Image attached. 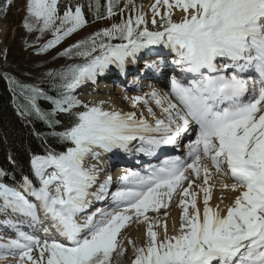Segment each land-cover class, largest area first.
I'll return each instance as SVG.
<instances>
[{
    "label": "snow or ice",
    "instance_id": "1",
    "mask_svg": "<svg viewBox=\"0 0 264 264\" xmlns=\"http://www.w3.org/2000/svg\"><path fill=\"white\" fill-rule=\"evenodd\" d=\"M101 7V0H26L25 28L54 32L40 52L83 28L89 22L86 12L95 19L112 17L117 9L121 14L128 9L129 15L60 53L84 58L57 73L64 95L54 112L65 113L70 126L37 105L43 89L22 85L32 97L30 111L50 127L64 128L50 135L65 150L48 147L45 154L30 156L39 186L28 175L9 185L4 182L9 173L0 168V217L15 233L14 238L0 235V261L12 255L15 264H122L127 249L121 240L127 239L130 264H264V0H155L150 21L134 0H106L105 13ZM175 10L181 12L178 20ZM153 46L175 54L179 77H171L168 92L153 88L125 99L154 120L143 112L137 117L135 111L107 110L104 101L85 104L72 95L111 65L124 72L129 58L136 63L145 50L158 55ZM146 67L160 74L166 64L161 59ZM193 128L197 135L186 157L167 156L146 173L127 170L111 193L108 176L90 193L99 173L95 165L85 167L89 157L129 153L133 142L136 152L155 157L164 146L178 147ZM8 159L16 164L11 155ZM217 176L233 182H213ZM217 184L221 197L213 205ZM225 190L236 193L230 204L224 203ZM90 195L97 201L111 195V205L78 219L91 205ZM175 195L181 213L179 226L173 220L170 231L168 209ZM41 212L51 227L44 226ZM131 223L146 225L144 243L122 235Z\"/></svg>",
    "mask_w": 264,
    "mask_h": 264
},
{
    "label": "rangeland",
    "instance_id": "2",
    "mask_svg": "<svg viewBox=\"0 0 264 264\" xmlns=\"http://www.w3.org/2000/svg\"><path fill=\"white\" fill-rule=\"evenodd\" d=\"M154 2L155 0H134V3L137 6H143V11L146 13L149 21L152 15L151 5ZM163 11L164 9L162 8L161 12ZM131 14L134 17V9L131 11ZM128 15L129 10L125 9L123 14L119 13L92 24H86L83 28L78 29L72 35L65 37L59 44L50 48L48 51L40 52L39 49L54 37V32L52 30H47L41 34L39 26H37V29L32 32H29L25 28L23 21L26 18V0H12L11 5H8L6 0H0V67L5 64L7 70L8 63H10V70L18 77L12 78L9 73V81L11 84L16 81L20 86L33 85L43 88V85L56 83L59 78V76H57L58 72L70 65L82 64L84 62L78 61L79 56H64L60 55V53L69 48L70 45L81 40H86L95 32L110 27L113 23L121 22L123 19H126ZM180 16V10H175L173 18L178 20ZM149 27L151 28L150 23ZM116 41L119 42V40ZM5 60H7L8 63H4ZM49 73H51V75H49ZM23 78L27 81H23ZM88 84V81H86L74 89L72 95L89 105H92V99L97 96L106 98L104 93L88 92ZM144 88L147 89L148 87ZM118 95L119 94L116 96ZM120 97L121 96H118L116 100L123 101L121 105L124 106L127 111H134V108L132 109L131 106L128 107ZM95 159L100 161L97 158L90 157V160L87 162V167L89 166V163L94 162ZM209 166L211 167V165ZM131 228L133 229L132 226ZM125 229L122 230V235L126 237L125 233H127V231L129 232V228L126 227ZM134 238L137 237H134L133 235L128 236V239L132 240ZM141 240H145V237L141 238ZM121 243L128 247V255L133 257L127 239H122Z\"/></svg>",
    "mask_w": 264,
    "mask_h": 264
},
{
    "label": "bare ground",
    "instance_id": "3",
    "mask_svg": "<svg viewBox=\"0 0 264 264\" xmlns=\"http://www.w3.org/2000/svg\"><path fill=\"white\" fill-rule=\"evenodd\" d=\"M153 48L156 50V52H158V55L155 53H148L147 50H145L144 53H142L140 56H138L137 61H136L137 64L134 65V63H133V65L130 68H125L124 72H121V70L118 68V70H117L118 74L133 73L132 76H130L128 79L127 78L125 79L122 76H115V75H113L114 73H112V72H110V73L105 72L103 74L98 75V77L95 81H88L89 89L91 88L92 84H94V86L99 91H102V93H104V95H106V98H108V99H106V98H103L102 96L101 97L97 96L96 98L92 99V103L96 104V103H99L100 101H104L105 102L104 107L107 110H119L122 112H131V111H127L124 108V106H122L116 100L118 98V96H121L120 98H122L124 100V102L126 103V105L128 107L131 106L132 109L134 108V111L137 113V117H139L142 112L144 113L145 116H147L146 109H144L142 107L141 108L133 107L131 104V101L128 99H125V97L126 96L130 97V96H134V95H141L144 93H148L153 88L159 89L162 92H168L169 91L168 85H166L165 87H162V88H159V87H161V85L163 83L169 81L172 76H175V74H174L175 72L177 73L178 76L180 75L179 69H177L172 63V61L175 59V54L172 53L169 49L164 48L163 46H153ZM161 59H163L165 61L166 67H161L160 74H156L150 68L146 67V64H151L153 61L159 62ZM129 60H131V58H129ZM131 62L132 61H130L129 64ZM111 66H113V65H111ZM167 71H173V73L170 75L164 76V73ZM114 78H116V79H114ZM108 87H115L116 89H114V92H111V91L107 90ZM144 87H148V88L146 89ZM143 90H145V91H143ZM118 91H123V92L119 94V93H117ZM114 93L119 94V95L114 96ZM152 106H153V108L157 114V117L163 118L164 114L161 112V110L158 107L155 106L154 101L152 102ZM147 118L150 121L155 119L154 117H151V116H147ZM195 138H196V135H194V137L192 139L195 140ZM130 147H132V146L130 145ZM131 149H134V148H131ZM116 152H119V151L114 150L111 153V155L116 153ZM187 152H188V150L184 153V157L187 156ZM127 154L128 153H126V155ZM90 166H92V164ZM95 166H96L97 170L99 171V176L97 179L100 180V182H97L95 185H93V187L89 190L90 193H94V192L98 191L100 184H102L106 181L105 179H103L101 162H97ZM122 170H126L125 167H123ZM216 180H223L224 182L229 183V184L233 182L231 180V178L228 176L214 177L213 182H215ZM200 182L201 181L198 180L197 184H199ZM185 186H187L186 182H185ZM196 190L199 191V188L197 187ZM225 194H226L227 199H225L224 203L230 204L231 199L236 195V193L225 190ZM202 197H203V193L201 192L200 198L198 201L200 203L201 208L203 206L202 205ZM220 197H221V189L219 187V184H217L216 188L213 189V199H212L211 203L213 205L219 203ZM179 198H180L179 195H175L173 197L171 206L168 209V211L170 212V219H169V229L170 230L172 229L170 227H172L173 220L175 221L176 226L177 227L179 226V217H180V213H181V209L178 207ZM29 199L34 200L33 197H29ZM89 199L92 200V203L97 202V200H95V198L92 197L91 195L89 196ZM97 205H99V206L95 205L92 207H88L85 210V212L81 214L82 216L78 217V219L84 218L86 215H88L92 212H95L96 209H102L103 208V206H101L100 204H97ZM163 211H164V209H161V215H162ZM149 215L154 216L156 214L153 212H149ZM9 218H11V217H9ZM16 219L22 220L23 217L18 216V217H16ZM24 223L27 224V221L25 220ZM2 224H3L4 228H0V235H3L5 237L14 238V236H15L14 231H10L9 228L6 225H4L3 221H2ZM129 226H134V229L132 230L133 232L127 231L131 235L142 236L146 232V225H143V224L138 225L136 223H131L127 227H129ZM24 230L28 231V228H24ZM41 235H42V233H41ZM125 235H126V233H125ZM0 252H2V250H0ZM15 260H16V257H14L12 255H7V259L0 261V264H15Z\"/></svg>",
    "mask_w": 264,
    "mask_h": 264
},
{
    "label": "trees",
    "instance_id": "4",
    "mask_svg": "<svg viewBox=\"0 0 264 264\" xmlns=\"http://www.w3.org/2000/svg\"><path fill=\"white\" fill-rule=\"evenodd\" d=\"M92 2L95 3V0H92ZM123 3L124 0H121V4ZM101 5V12L105 13L106 0H101ZM115 11L116 13L119 12L118 9ZM105 17L107 16L105 15ZM86 18L89 21L88 23L100 20L95 19L94 13L92 12H86ZM59 83L60 82H57L55 85L45 86L43 91L46 90L47 93H50V97L45 98V100L50 104L45 108H40L46 113H52V120L58 117L57 120L61 122V125L69 126L70 121L65 113L54 112V109L57 106L56 102L61 99L63 94L59 89L53 97L51 92H55L54 90ZM12 93L14 95V92L8 85L6 77L0 70V165L5 169L6 167L13 169L11 171L6 170L9 175L4 178V182L9 185H13V182L19 180L17 175L28 172L29 159L32 154H42L43 150H46L48 147H51L56 151L65 150L64 146L56 138L50 135L51 132L63 131L64 128L61 127V125H57L56 129L52 130V127H50L44 120L39 119L34 112H32V118L33 121H36L35 123L30 124L22 119L14 108V98ZM17 96L23 97L24 99H32L30 93L24 87L19 90ZM27 103L29 113H31L30 101ZM80 110H83L82 106ZM9 155L13 157L16 164L9 161Z\"/></svg>",
    "mask_w": 264,
    "mask_h": 264
}]
</instances>
